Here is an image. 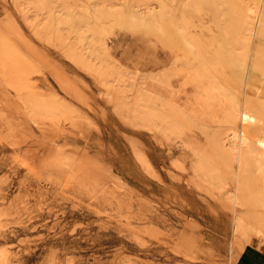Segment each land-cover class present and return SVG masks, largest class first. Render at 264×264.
<instances>
[{
    "label": "rangeland",
    "instance_id": "rangeland-1",
    "mask_svg": "<svg viewBox=\"0 0 264 264\" xmlns=\"http://www.w3.org/2000/svg\"><path fill=\"white\" fill-rule=\"evenodd\" d=\"M48 1L54 4L49 12L58 8L59 0ZM75 1L83 8L95 2ZM249 1L243 3L249 6ZM40 2L0 0V97L5 95L0 98V264H227L231 247L235 257L229 263L264 264V236L231 231L232 213H245L244 205L231 206L228 200L227 194H236L237 182L209 146L213 128L203 132L197 125L172 122L177 133L157 118H138L139 108L127 110L144 72H157L163 55L171 56V43L142 28L108 33L109 55L130 75L114 83L115 93L107 98L103 91L109 83L101 85L90 65L83 67L94 76L74 63L73 54L67 57L64 45L74 42L73 34L57 21V28L53 22L43 28L51 18ZM209 22L206 18L203 33L216 28ZM45 35L53 37L49 44ZM56 35L62 38L60 45ZM179 80L172 77L174 87ZM237 85L245 91L241 81ZM37 106H50L53 112L44 118L33 109ZM260 127L259 122L248 127L252 138L258 139ZM184 136L200 144L207 173L193 168L199 155L181 145ZM56 149L88 170L100 171L102 188L91 193L75 172L55 166L50 160ZM253 170L247 179L259 189L263 182ZM261 198L253 204L256 213L261 211L253 220L256 225H264Z\"/></svg>",
    "mask_w": 264,
    "mask_h": 264
},
{
    "label": "bare ground",
    "instance_id": "bare-ground-1",
    "mask_svg": "<svg viewBox=\"0 0 264 264\" xmlns=\"http://www.w3.org/2000/svg\"><path fill=\"white\" fill-rule=\"evenodd\" d=\"M70 1H57L56 7L58 8L54 9L53 7V11L49 12V9L54 4L51 6L45 0L44 3L37 0L42 7L46 8L47 6L50 13L49 15L47 12V18H51V21L46 18V21H49L47 22L48 24L45 22L44 26L47 25L43 28L45 29L48 25L51 28L54 22L57 21L56 23L59 27L66 28L67 33L71 32L73 34L72 38L79 46L75 47L73 45L74 42L69 44V46L64 45L67 55L70 54L67 57L73 54L71 59H74V63L77 62L80 67L85 65L88 68L90 65L89 68L94 71L95 78L97 77L96 81L99 80L101 85L109 83L106 86L108 89L103 91L107 98H110L115 93L113 92L115 89L114 83L120 82L123 76L127 77V75H130L124 68L116 64L115 60L109 55L107 37H105L108 33L115 28L127 27L134 30L142 28L171 43L170 45L173 46L171 56L163 55L157 72H144V75L139 80L137 89H134L132 105H127V110L131 111L133 108L134 110L139 108L138 112L140 114L137 115L138 118L142 120L149 118L156 120L157 118L159 122L164 123L167 128H171L172 131L177 133H180V129L178 125H174L172 122L185 123L182 127L190 124L197 125V127L202 128L203 132L204 130L209 132L207 128H213L209 135V146L217 153V156L218 154L221 156L222 164H224L222 167H226L232 173V176L228 174L229 178L233 177L232 180L235 179L237 182L236 194H227L229 199L228 197L225 198L226 196L224 195L222 196L231 202V206L232 204L240 203L242 206L244 205V210L248 211V213L244 210L243 212L245 213L241 211V213L236 211L232 213L230 221L231 231L238 235L249 231L250 234L252 233L251 236L256 235L259 238L262 235L264 236V225H261V222L258 221H256L258 225L254 223L255 218L258 220L256 214L261 211L256 213L254 210L258 211L257 208L255 209L257 205H253L258 203L256 200L261 196L263 197L261 200L264 199V0L249 1L252 4L249 3L251 6L249 4V6H246L247 2H245L246 4L243 3L244 0H240V6L236 4L238 0H118L115 3H112L111 0H93L95 2L90 1L91 6H85L84 8L75 0ZM34 2L37 4L36 1ZM41 5L38 8H42ZM80 6L82 7L81 10H79ZM206 18L211 21L209 23L213 22L216 27L215 29H210V34L203 33L201 29ZM43 20L42 23H44ZM51 22H53L52 25L50 24ZM49 29L48 31L51 30ZM54 29L52 28V31ZM42 32L39 35L35 31L40 36V39ZM48 34H52V32ZM153 35L151 36L153 37ZM57 37L60 45L62 38L60 35H56L55 39ZM47 38H49V35ZM158 38L156 39L159 40ZM51 39L43 40L49 44L53 40ZM67 47L69 51H67ZM86 68H84V71ZM91 70L88 69L87 71L91 73ZM87 71L85 72L87 73ZM90 75L93 74L91 73ZM172 77L180 78L179 82H177L178 85L175 87L171 81ZM238 81H241L243 89H245L244 92L238 90ZM14 87L15 89L17 87L21 89L20 84ZM1 91L5 92L4 90ZM21 93L18 92L19 95ZM23 95L22 93V99ZM114 95L116 96V94ZM246 95L249 96L248 99H245ZM8 99L10 100V98ZM33 109L36 110V113L40 112L44 118H48V114L51 115V112H53L50 106H37L33 107ZM122 109L119 110L123 111ZM4 111L5 109L3 113ZM6 114H9V112ZM34 115L36 116L37 114L34 113ZM258 122L261 126V133L258 139L256 137L252 138L248 127L252 123ZM14 125L17 126L16 123ZM187 136H184L186 138H180L179 142L194 154L198 153L199 158L193 168L196 171L207 173L209 169L205 166L204 159L206 158L203 157L204 155L199 154V152H203L198 151V142H194V138L188 139ZM45 138L48 139L49 137ZM54 146L59 147L58 144H54L53 148ZM53 148H50V150H54ZM62 148L64 146H61ZM185 148H182V150H185ZM45 153L47 152L45 151ZM183 153L187 154L185 151ZM49 155L51 156V154ZM77 156L79 155L77 154ZM75 158L64 153V151L56 149L50 161L55 162V166H58L63 172H75L76 178L83 183V186L89 192L94 193L96 190H100L102 188L99 183L100 171H94L92 168L88 170L86 166L76 161ZM216 160L218 161V159ZM218 162H220V158ZM148 166L144 167L145 170L148 173H152ZM222 167L221 169H223ZM227 169L225 170L227 171ZM252 169H255L260 174L258 178L261 183L263 182L262 187H259V189L252 188L249 185L247 178L250 170L252 173L254 172ZM225 170H223V173L226 172ZM223 181L224 179L221 180V182ZM226 188L230 190L227 185ZM222 189L221 187L220 193ZM263 201H259V203ZM262 205L263 207H258L264 209V202ZM245 239L247 238L245 237ZM232 249L231 247V257H235ZM231 257L228 258L227 264H233L229 263L232 261Z\"/></svg>",
    "mask_w": 264,
    "mask_h": 264
}]
</instances>
